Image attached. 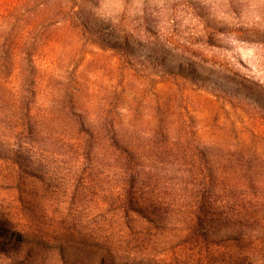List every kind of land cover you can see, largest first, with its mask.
I'll use <instances>...</instances> for the list:
<instances>
[{"label":"rangeland","instance_id":"rangeland-1","mask_svg":"<svg viewBox=\"0 0 264 264\" xmlns=\"http://www.w3.org/2000/svg\"><path fill=\"white\" fill-rule=\"evenodd\" d=\"M0 6V264H264V0Z\"/></svg>","mask_w":264,"mask_h":264},{"label":"trees","instance_id":"trees-1","mask_svg":"<svg viewBox=\"0 0 264 264\" xmlns=\"http://www.w3.org/2000/svg\"><path fill=\"white\" fill-rule=\"evenodd\" d=\"M4 7V8H3ZM0 6V21L4 20V23L8 21L10 18L14 15V10H12L10 7L6 6ZM13 30L11 32L9 31L7 34L0 35V50L5 54H13L16 55L20 52V40L22 37V33L24 34V31L21 32L19 35L13 36ZM13 36V37H12Z\"/></svg>","mask_w":264,"mask_h":264}]
</instances>
